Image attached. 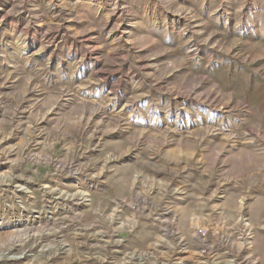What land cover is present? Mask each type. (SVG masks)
<instances>
[{
    "label": "rangeland",
    "instance_id": "1",
    "mask_svg": "<svg viewBox=\"0 0 264 264\" xmlns=\"http://www.w3.org/2000/svg\"><path fill=\"white\" fill-rule=\"evenodd\" d=\"M0 264H264V0H0Z\"/></svg>",
    "mask_w": 264,
    "mask_h": 264
},
{
    "label": "crops",
    "instance_id": "2",
    "mask_svg": "<svg viewBox=\"0 0 264 264\" xmlns=\"http://www.w3.org/2000/svg\"><path fill=\"white\" fill-rule=\"evenodd\" d=\"M142 120H144L145 121V119H142ZM185 142V141H184ZM182 144H183V142H182ZM187 143H185V145H186Z\"/></svg>",
    "mask_w": 264,
    "mask_h": 264
}]
</instances>
